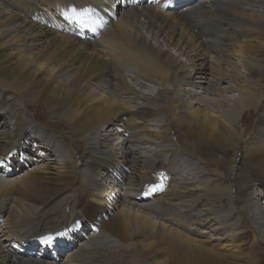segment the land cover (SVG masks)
I'll use <instances>...</instances> for the list:
<instances>
[{"label": "bare ground", "instance_id": "bare-ground-1", "mask_svg": "<svg viewBox=\"0 0 264 264\" xmlns=\"http://www.w3.org/2000/svg\"><path fill=\"white\" fill-rule=\"evenodd\" d=\"M51 1L0 0V264H264V0L125 6L97 41L41 11L111 0ZM159 170L173 184L141 202ZM76 219L97 235L31 255Z\"/></svg>", "mask_w": 264, "mask_h": 264}, {"label": "rangeland", "instance_id": "rangeland-1", "mask_svg": "<svg viewBox=\"0 0 264 264\" xmlns=\"http://www.w3.org/2000/svg\"><path fill=\"white\" fill-rule=\"evenodd\" d=\"M16 1V4H17V6H18V8L20 9V11H22L23 10V8H24V6L25 5H27V7H28V9H32V10H34V12H35V7H34V3L33 2H37L38 0H30L29 2H24L25 0H15ZM18 1V2H17ZM50 3H53V1H51V0H48ZM28 3V4H27ZM31 7V8H30ZM47 8H50V5L49 6H46ZM51 9H53V7L51 8ZM45 11L46 10H43V11H41V17H42V20H44L45 22H48L49 24H51V26L54 28V29H57V27L58 26H55L54 24H53V21H51V19H46L48 16H45ZM56 13L57 12H55V14H54V17H56V18H58L57 17V15H56ZM58 32L59 33H63V34H67V33H65L63 30L62 31H59L58 30ZM173 53H174V50L172 51ZM102 53H104L103 51H102ZM103 56H106V55H103ZM180 60H182V61H185V58L184 57H180L179 58ZM206 60H208V64L209 65H211L212 63H210V59L209 58H207ZM129 76H133V74H131V73H129L128 74ZM67 79L68 78H66V77H64L63 78V81H67ZM130 83H131V80H130V78H126ZM146 85H148V83L146 84ZM150 85L151 84H149V86H147L148 88H147V90H146V92L148 91L149 92V90L151 89L150 88ZM167 86H169V85H167ZM206 97H210V98H214V97H212V96H207L206 95ZM176 105V104H175ZM169 107H172L173 108V106H169ZM199 105L197 106H195L193 109H192V111H195V110H197V109H199ZM200 109H202V107H200ZM211 109H212V107H211ZM185 110H187L188 111V109L187 108H185ZM216 109H213L212 111H211V113L212 112H214ZM215 114V113H214ZM172 115H173V118H175V119H177L178 117H179V115L177 114V111H176V113L175 112H172ZM174 137V136H173ZM174 139V138H173ZM151 148H153L154 149V147L153 146H151ZM32 166V168L31 167H27V166H24V168H22V169H20L19 171H17V173L16 174H14L10 179H15V178H19V177H21L22 175H24V173L26 172V171H28V170H31V169H33L34 168V166L32 165V164H29V166ZM54 166H56V167H60V166H58V165H54ZM76 166H79V162H77V164H76ZM39 167H40V165H39ZM61 169V168H60ZM171 185H172V183L171 184H169L168 185V188L169 187H171ZM221 185L222 186H227V182L225 181H223L222 183H221ZM106 195H108V193L106 192ZM112 197H113V195H112ZM105 199H107V196L106 197H104V200ZM112 200V208L114 209V211H120L121 209H123V206H122V204H120V203H116L115 202V200H114V198H112L111 199ZM130 212L132 213V223L133 224H135V221H136V216L135 215H137V214H140L141 215V212L139 211H137V210H130ZM138 212V213H137ZM148 216V215H147ZM148 217H151L150 215L148 216ZM140 219H142V218H140ZM155 222H156V228H160L161 227V225L162 224H164V225H168L169 223H165L164 221H160L159 219H155ZM161 223V224H160ZM178 230L179 231H181L179 228H178ZM196 239H200L201 241H205V240H208L209 238H207V237H205V238H202V237H195ZM220 243H221V245H227V244H229L227 241H219ZM217 242H213L212 244H216Z\"/></svg>", "mask_w": 264, "mask_h": 264}, {"label": "snow or ice", "instance_id": "snow-or-ice-1", "mask_svg": "<svg viewBox=\"0 0 264 264\" xmlns=\"http://www.w3.org/2000/svg\"><path fill=\"white\" fill-rule=\"evenodd\" d=\"M73 12H75V10H73ZM154 190V189H153ZM49 240L51 239V237L48 238Z\"/></svg>", "mask_w": 264, "mask_h": 264}]
</instances>
